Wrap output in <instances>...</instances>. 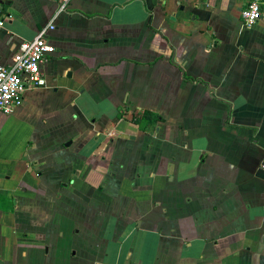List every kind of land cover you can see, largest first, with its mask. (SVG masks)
Returning a JSON list of instances; mask_svg holds the SVG:
<instances>
[{
  "label": "crops",
  "instance_id": "obj_1",
  "mask_svg": "<svg viewBox=\"0 0 264 264\" xmlns=\"http://www.w3.org/2000/svg\"><path fill=\"white\" fill-rule=\"evenodd\" d=\"M58 6L0 0V63ZM243 6L68 1L46 86L0 113V264H264V8Z\"/></svg>",
  "mask_w": 264,
  "mask_h": 264
},
{
  "label": "built area",
  "instance_id": "obj_2",
  "mask_svg": "<svg viewBox=\"0 0 264 264\" xmlns=\"http://www.w3.org/2000/svg\"><path fill=\"white\" fill-rule=\"evenodd\" d=\"M68 1L59 0L57 13L67 7ZM242 1L244 6L241 11V20L243 24L251 26L260 19L264 8V0ZM56 14L32 39L22 41L19 44L9 64L0 63V113L9 115L21 104L26 90L46 86L45 77L41 72V65L45 58L54 52V47L49 42L48 35L54 30ZM4 24L5 19L0 8V28Z\"/></svg>",
  "mask_w": 264,
  "mask_h": 264
},
{
  "label": "trees",
  "instance_id": "obj_3",
  "mask_svg": "<svg viewBox=\"0 0 264 264\" xmlns=\"http://www.w3.org/2000/svg\"><path fill=\"white\" fill-rule=\"evenodd\" d=\"M159 118H160L159 116L154 115L153 113L144 111L139 118L135 119V122L139 123V125H141L142 123L146 125L149 122L156 121Z\"/></svg>",
  "mask_w": 264,
  "mask_h": 264
}]
</instances>
